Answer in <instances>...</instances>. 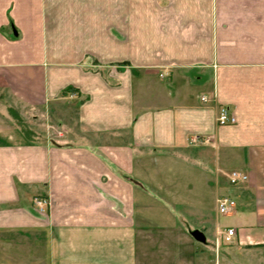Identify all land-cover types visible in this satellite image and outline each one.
I'll return each instance as SVG.
<instances>
[{"label":"crops","instance_id":"obj_1","mask_svg":"<svg viewBox=\"0 0 264 264\" xmlns=\"http://www.w3.org/2000/svg\"><path fill=\"white\" fill-rule=\"evenodd\" d=\"M0 264H264V0H0Z\"/></svg>","mask_w":264,"mask_h":264},{"label":"built area","instance_id":"obj_2","mask_svg":"<svg viewBox=\"0 0 264 264\" xmlns=\"http://www.w3.org/2000/svg\"><path fill=\"white\" fill-rule=\"evenodd\" d=\"M163 77V75H161ZM203 102H208V98L206 96L202 97ZM237 123L235 116L230 112V110L222 106L218 109L217 117H216V124L219 127L235 125ZM188 144L191 147H204V146H211L214 144L213 137L211 136H191L188 140ZM248 181V176L244 175L239 172H233L230 175L229 182L232 186H237L244 184ZM36 205L41 211H45L46 207H48V201L43 199L36 200ZM216 209L219 216H228L232 214L236 207V201L228 196V195H218L216 197ZM224 242L231 243L233 238L236 236V232L234 229H227L226 232L221 233Z\"/></svg>","mask_w":264,"mask_h":264},{"label":"rangeland","instance_id":"obj_3","mask_svg":"<svg viewBox=\"0 0 264 264\" xmlns=\"http://www.w3.org/2000/svg\"><path fill=\"white\" fill-rule=\"evenodd\" d=\"M70 108H72V106H69V116H68V117H70V120H71V119H73L75 117L74 116V113L75 112H73L72 109L70 110ZM11 114L14 115V113H12V112H11ZM22 123H23V119L20 120V121L19 120L17 121V124L18 125L19 124H22ZM23 124H25V121H24ZM47 125L50 126V129L47 130V134H48V136H50L49 138H53L54 136H57L58 137V136L61 135V133H63V128L58 127L57 125L52 124V123H49ZM52 126H54V128ZM36 127L38 128V125ZM26 129L29 130L27 127H26ZM29 132H30V135H31V133L34 134V132H31V131H29ZM160 167H161V169L160 168L157 169L156 170V173L153 174V176L150 177L147 180V182H148L147 185H148L149 189H151L152 191H154V193H155V191H156V193H158L157 190H159L160 193L162 192L161 195H160V197H162L163 200H166L167 202L172 203L170 201L169 197L166 196L167 195L166 192H168L169 190L170 191L176 190L181 185H183V182L184 181H182L178 177H175L174 175L173 176H169L166 172H164L162 170V167L163 166L161 165ZM165 168H166V170H169V169L173 170V166H171V167L170 166H166ZM178 168L179 167H176L175 172H178V170H179V171L182 172V174H185L186 176H185L184 179H186L188 183L192 184V188L193 189H195L196 187L197 188L199 187L198 186L199 185V180H201L200 181V185H201V183L204 184V186H202V193L205 194V195H203L202 199H204V201L207 204H209L210 201L212 200L213 195L210 194V192H211L210 189L205 186V182L204 181H206V178L202 174H200V173H197V172L193 173V172H190V170L184 172V171H182L181 169H178ZM180 210H181V212H183V207H181ZM224 221H226V219L225 220L224 219L222 220V222H224ZM194 224H196V223L194 222ZM210 244H211V242L208 239L206 245L205 244H202V245L200 244V245L203 246V247H209Z\"/></svg>","mask_w":264,"mask_h":264},{"label":"water","instance_id":"obj_4","mask_svg":"<svg viewBox=\"0 0 264 264\" xmlns=\"http://www.w3.org/2000/svg\"><path fill=\"white\" fill-rule=\"evenodd\" d=\"M192 236L198 242H201V243H205L206 242V237L200 231H194V232H192Z\"/></svg>","mask_w":264,"mask_h":264},{"label":"trees","instance_id":"obj_5","mask_svg":"<svg viewBox=\"0 0 264 264\" xmlns=\"http://www.w3.org/2000/svg\"><path fill=\"white\" fill-rule=\"evenodd\" d=\"M13 113V112H12ZM14 115H16V114H14ZM15 117V119L18 121H20L21 119L19 118V117H17V116H14ZM23 124V123H22ZM22 124H19V127H20V129H21V132L24 134V136H26V137H28L29 135H30V132H29V130H27L26 129V127L24 126V124L22 125Z\"/></svg>","mask_w":264,"mask_h":264}]
</instances>
